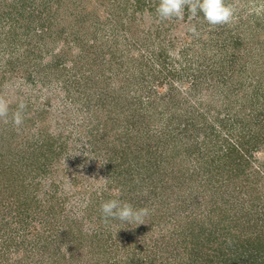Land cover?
<instances>
[{"label": "rangeland", "instance_id": "374dc122", "mask_svg": "<svg viewBox=\"0 0 264 264\" xmlns=\"http://www.w3.org/2000/svg\"><path fill=\"white\" fill-rule=\"evenodd\" d=\"M228 2L235 19L212 26L187 10L182 20L161 21L159 0H0V95L9 102L8 122L0 120V235L7 239L0 248L10 242L7 264L57 232L63 245H55L68 254L77 242L79 263L97 264L91 240L77 241L76 231L103 232L98 243L116 237L121 224L139 225L102 219L100 204L109 199L138 201L148 209L143 220L168 214L160 225L166 234L183 206L185 214L207 216L222 181L216 149L226 151L227 140H260L239 168L235 156L221 164L243 171L236 180L249 188L238 203L261 194L264 207V0ZM21 101L17 127L11 115ZM208 151L203 167L197 156ZM192 170L202 177L189 182ZM123 248L112 260L127 264L133 248Z\"/></svg>", "mask_w": 264, "mask_h": 264}, {"label": "trees", "instance_id": "16d2710c", "mask_svg": "<svg viewBox=\"0 0 264 264\" xmlns=\"http://www.w3.org/2000/svg\"><path fill=\"white\" fill-rule=\"evenodd\" d=\"M173 73L175 72L173 71ZM257 137H260L259 133L252 138ZM227 142L229 146L226 151L221 147L216 149L217 153L219 152V157L217 159L218 164L214 166L217 173L222 176V181L218 180L219 189L216 192L217 194H213L210 198L211 201L208 202L211 206L208 209L207 216H204L203 211L197 212L200 217L193 216L194 213L192 212L185 214L184 209L186 208L183 206L182 211H178V214L181 213V215L177 216V213L173 215L176 217L174 221L177 227L169 230L168 234L164 232L165 228L160 226L164 222L168 224V214L162 215L159 213L154 216L156 219L152 221L145 219L143 224L134 227L121 224L116 237L111 238L110 241L100 240L96 243L98 237L104 236L103 232H94L89 237L81 231H76L77 235H74V238L77 241L80 237H87L88 240H91L89 248H93L88 253L98 257L97 264H120L118 260H112L113 256L117 255L119 250L120 253L123 252V247L127 246L133 248V255H131V260L127 264H264V207L261 206V194L255 197L253 203H251V200H243V202L238 203L242 200L240 197L241 191L249 188L248 184L243 183L242 180V182L236 180L237 177L243 179L240 176L243 171L241 169L237 171L235 165L228 168L226 164H221L224 160L234 161L235 158L232 157L235 156V162L238 163L239 168L243 165L242 162H247L246 154L254 153L250 147L260 142V140L258 139L257 142H252V144L249 141L246 142V140H237L235 143H230L227 140ZM209 154V151L206 153L200 152L197 156L203 167L209 162L204 158ZM191 175H193V178L191 177L189 182L194 181L197 178L195 176L202 177L201 174L196 175L194 170H192ZM224 186L226 190H222ZM180 188L185 191L187 186H181ZM154 192L158 193L157 191ZM218 192L226 193L228 196L221 197ZM222 200L223 203L221 204ZM131 204L136 209L143 208L138 201ZM245 204L247 206H244ZM186 207L189 208V205ZM100 216L104 219L102 214ZM76 222L75 219L71 221L72 224H76ZM186 229L189 231H185ZM157 230L159 231V235L157 234L159 240L152 239L154 236L151 233H155L154 231ZM0 231H2L1 228ZM57 233L55 238L54 234L51 233L46 238L48 241L43 239L33 243L30 254L29 251L27 252V258L17 260V264H25L26 260L30 262L29 259H32V264H59L60 262L80 264L76 259L80 244L74 242L69 246L68 254L72 256L68 257L67 249L65 252L60 245H55L56 242L63 245V240L60 241V233ZM3 236L5 235H0V238H3ZM149 236L151 241L148 239ZM3 241H7V239L3 238ZM37 249L40 250L39 258L33 255L34 250L37 251ZM10 250V242L1 245L0 264L9 262L7 261L9 258L7 255H9Z\"/></svg>", "mask_w": 264, "mask_h": 264}, {"label": "clouds", "instance_id": "9594fccd", "mask_svg": "<svg viewBox=\"0 0 264 264\" xmlns=\"http://www.w3.org/2000/svg\"><path fill=\"white\" fill-rule=\"evenodd\" d=\"M185 10L190 17H196L203 14L204 20L212 26L230 25L235 19L236 7L228 0H159L156 8V14L161 21L171 20L173 18L183 19ZM194 34L196 27L190 28ZM26 104L21 101L17 110L11 115V122L19 127L23 123V112ZM9 102L0 95V120L8 122ZM100 211L105 220L113 219L126 223L143 224V217L148 215V209H136L132 204L118 199H109L102 201Z\"/></svg>", "mask_w": 264, "mask_h": 264}]
</instances>
